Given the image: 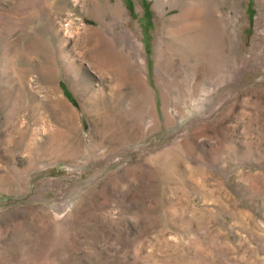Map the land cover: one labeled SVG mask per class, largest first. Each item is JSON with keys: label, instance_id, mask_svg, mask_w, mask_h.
Wrapping results in <instances>:
<instances>
[{"label": "rangeland", "instance_id": "obj_1", "mask_svg": "<svg viewBox=\"0 0 264 264\" xmlns=\"http://www.w3.org/2000/svg\"><path fill=\"white\" fill-rule=\"evenodd\" d=\"M184 1L0 0V264H264V0Z\"/></svg>", "mask_w": 264, "mask_h": 264}, {"label": "bare ground", "instance_id": "obj_2", "mask_svg": "<svg viewBox=\"0 0 264 264\" xmlns=\"http://www.w3.org/2000/svg\"><path fill=\"white\" fill-rule=\"evenodd\" d=\"M210 2V0H206V3L204 4H201V0H186V1H184V2H181L180 3V8H181V10L183 9V8H185L186 10H184L181 14H177V19L178 20H181L182 22L183 21H186L187 22V20H192L194 23H196L197 24V27H199V30H198V41L199 42H204V41H206V38L210 35V33H212V32H208V31H206L203 27L205 26V25H203V27H202V24H203V20H202V17H203V13L205 12V7H208V3ZM212 2H214V1H212ZM179 5V4H178ZM184 6H186V7H184ZM196 6V8L194 9V7ZM180 16V17H179ZM207 17H208V15H207ZM205 20H207L206 18H205ZM208 21V20H207ZM210 22H211V20H210ZM179 23H181V22H179ZM178 23V24H179ZM206 23V22H205ZM178 24H176V25H178ZM184 25H185V28L184 29H189L190 28V24L189 23H184ZM192 25V24H191ZM181 26H183V25H181ZM180 26V27H181ZM192 26H194V25H192ZM196 26V25H195ZM178 27V26H177ZM193 28V27H192ZM219 28V27H218ZM180 29V28H179ZM178 29V30H179ZM182 29V28H181ZM186 29V30H187ZM191 29V28H190ZM189 29V30H190ZM213 29H215V27L213 28ZM174 30V29H173ZM177 30V29H176ZM188 30V31H189ZM194 30V29H193ZM216 30V29H215ZM183 31V30H182ZM192 31V30H191ZM189 33H190V31H189ZM189 33H187V34H189ZM205 33V34H204ZM217 33V32H216ZM181 34V33H180ZM192 36H193V34H192ZM191 36V37H192ZM211 36V35H210ZM188 37V36H187ZM196 37V36H195ZM190 39V38H189ZM195 39V38H194ZM210 39V38H209ZM189 42V41H188ZM211 42V41H210ZM189 44V43H188ZM191 44V43H190ZM184 45H186V44H184ZM204 45V44H203ZM200 46V45H199ZM188 47V46H187ZM194 47V46H193ZM195 47H197V46H195ZM191 48H192V46H191ZM203 49H204V47H203Z\"/></svg>", "mask_w": 264, "mask_h": 264}, {"label": "trees", "instance_id": "obj_3", "mask_svg": "<svg viewBox=\"0 0 264 264\" xmlns=\"http://www.w3.org/2000/svg\"><path fill=\"white\" fill-rule=\"evenodd\" d=\"M147 9H148V7H147ZM149 12H150V11H149V9H148V10H147V13H148V17L150 16V15H149Z\"/></svg>", "mask_w": 264, "mask_h": 264}]
</instances>
